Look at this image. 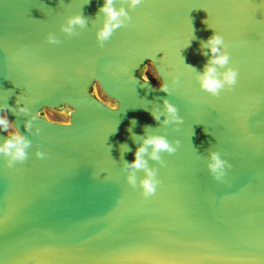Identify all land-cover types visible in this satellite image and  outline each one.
I'll list each match as a JSON object with an SVG mask.
<instances>
[{
    "label": "water",
    "instance_id": "obj_1",
    "mask_svg": "<svg viewBox=\"0 0 264 264\" xmlns=\"http://www.w3.org/2000/svg\"><path fill=\"white\" fill-rule=\"evenodd\" d=\"M102 3L0 0V103L32 142L12 167L0 155V264H264V0H144L101 47ZM79 11L87 26L63 33ZM215 30L238 69L218 96L195 78ZM148 62L170 93L133 78ZM96 83L118 109L93 93ZM165 98L184 118L178 127L151 115ZM69 106L70 123L43 114ZM150 132L180 144L161 153L163 166L145 154L161 181L145 198L143 170L133 188L123 166ZM211 148L232 165L223 181L207 168Z\"/></svg>",
    "mask_w": 264,
    "mask_h": 264
},
{
    "label": "clouds",
    "instance_id": "obj_2",
    "mask_svg": "<svg viewBox=\"0 0 264 264\" xmlns=\"http://www.w3.org/2000/svg\"><path fill=\"white\" fill-rule=\"evenodd\" d=\"M143 2L144 0H121L119 6H117V0H103V3L99 8V13L103 14V20L95 31L96 40L101 47L104 46L105 41L110 39L115 30L131 22L132 15L130 10H134L137 5H140ZM205 23H207V21H205ZM87 24L88 17L79 11L68 15L65 22L60 25V29L63 33L71 36L77 33V28L83 29ZM208 27L212 28L209 24ZM191 38H195L193 28ZM46 40L51 44H58L60 42L54 32H48ZM188 44H190V39L186 46ZM201 47L208 50L203 54L208 55L209 60L203 71L196 73L195 78L199 83L200 89L213 96H218L222 90L226 88L231 89L237 83L238 69L231 66V54L227 50L228 46L225 43L224 36L218 31L215 30L212 35L203 41ZM186 66L191 72H196V69L191 65ZM220 69L223 70L220 71ZM149 71L153 72L154 78L158 82L155 88L165 93H170L172 91L166 77L155 71L154 62H150V66L146 67L142 74L135 73L133 78L138 81H143V84L150 85ZM137 76H139V79H137ZM151 78H153V76H151ZM177 80L178 77L173 76V86H175ZM163 103V111L153 110L151 112L153 118L159 121L163 115L164 124L174 123L177 127L182 124L184 118L179 114L177 106L167 98L164 99ZM69 107L70 110L67 114L71 116L74 109H71V106ZM111 107L113 109H118L120 107L119 102L112 101ZM18 111L29 113L30 108L28 105L18 101ZM9 113V108L5 104L0 103V131L7 133V136L2 142H0V155L7 157L8 167H12L15 163L22 162L27 158V150L32 142L20 131L19 126L9 118ZM40 115V112H35L31 115V118L25 123L26 130L32 131L33 121ZM66 123H70V121H66ZM39 131L40 129L37 128V134H39ZM179 144V139L170 141L166 135L155 132L147 133L143 137L142 143L135 151L134 160L131 162L125 161L124 163L123 169L127 172L126 179L128 184L135 188L138 183L136 172L137 170H143L144 176L139 179V186L142 190V195L147 198L155 194L158 185L161 183L158 177V168L149 166L145 154L147 153L148 157L163 166L165 161L163 160L161 153H174ZM149 148L151 149L150 151ZM36 155L40 158H45L46 153L38 149ZM231 167V163L223 158L219 151L212 148L209 149L207 168L215 180L223 181L227 170Z\"/></svg>",
    "mask_w": 264,
    "mask_h": 264
},
{
    "label": "rangeland",
    "instance_id": "obj_3",
    "mask_svg": "<svg viewBox=\"0 0 264 264\" xmlns=\"http://www.w3.org/2000/svg\"><path fill=\"white\" fill-rule=\"evenodd\" d=\"M150 66V62L147 63V65L144 67V69L146 67ZM144 69L142 70L141 74L144 72ZM156 71V69H155ZM149 76H150V81H152L153 83H155L157 85V81L154 78L153 72L149 71ZM151 76H153V78H151ZM93 93L101 100H103L104 102L108 103L109 105H111L113 100L112 98H110L102 89L101 85L99 83L95 84V87L93 88ZM47 110V111H46ZM44 114L45 116H47L50 120L52 121H57V122H64L66 123V121H70V117L64 110H57V109H52V108H46L44 110Z\"/></svg>",
    "mask_w": 264,
    "mask_h": 264
},
{
    "label": "bare ground",
    "instance_id": "obj_4",
    "mask_svg": "<svg viewBox=\"0 0 264 264\" xmlns=\"http://www.w3.org/2000/svg\"><path fill=\"white\" fill-rule=\"evenodd\" d=\"M144 69V68H143ZM95 87V86H94ZM93 87V88H94ZM46 109V108H45ZM62 110H64V111H66V112H68L69 110H70V108L69 107H66V108H63ZM45 112H43V114H44ZM45 115V114H44Z\"/></svg>",
    "mask_w": 264,
    "mask_h": 264
},
{
    "label": "snow or ice",
    "instance_id": "obj_5",
    "mask_svg": "<svg viewBox=\"0 0 264 264\" xmlns=\"http://www.w3.org/2000/svg\"><path fill=\"white\" fill-rule=\"evenodd\" d=\"M137 6H139V5H137ZM137 6H136V7H137ZM5 220H6V218H4V219H0V224L4 223Z\"/></svg>",
    "mask_w": 264,
    "mask_h": 264
}]
</instances>
